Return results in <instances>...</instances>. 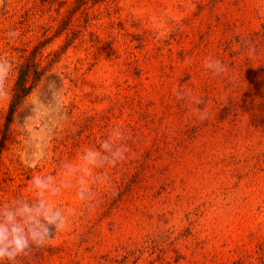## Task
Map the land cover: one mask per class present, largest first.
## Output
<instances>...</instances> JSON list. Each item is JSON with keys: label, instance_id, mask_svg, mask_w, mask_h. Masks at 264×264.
<instances>
[{"label": "rangeland", "instance_id": "obj_1", "mask_svg": "<svg viewBox=\"0 0 264 264\" xmlns=\"http://www.w3.org/2000/svg\"><path fill=\"white\" fill-rule=\"evenodd\" d=\"M0 59V207L52 176L68 217L29 264H264V0H2ZM117 130L126 158L85 175Z\"/></svg>", "mask_w": 264, "mask_h": 264}, {"label": "clouds", "instance_id": "obj_2", "mask_svg": "<svg viewBox=\"0 0 264 264\" xmlns=\"http://www.w3.org/2000/svg\"><path fill=\"white\" fill-rule=\"evenodd\" d=\"M2 3V0H0ZM14 38L18 33H9ZM247 43V41H245ZM10 63L0 59V100L7 97L5 83L10 71ZM206 67L215 74L225 71V66L220 61H206ZM203 118V117H201ZM115 139H106L100 144L99 150L89 149L84 155L86 167L85 175H91L93 168L115 167L124 160L127 152L126 143H123L124 133L114 131ZM43 155L33 156L25 161L29 168H36ZM52 176L46 179L41 176L32 178V188L36 192V199L28 201L18 197L9 205L0 207V264H19L21 257H28L34 248L47 246L55 235L68 226V217L59 206L51 203V197L57 196L61 188H51L49 183ZM78 196L81 201L91 199V191L87 182L80 178Z\"/></svg>", "mask_w": 264, "mask_h": 264}, {"label": "trees", "instance_id": "obj_3", "mask_svg": "<svg viewBox=\"0 0 264 264\" xmlns=\"http://www.w3.org/2000/svg\"><path fill=\"white\" fill-rule=\"evenodd\" d=\"M37 65L36 57L33 56V54L26 56L24 61L19 63L18 76L13 87V94L10 102V115L15 112L24 98L31 93L39 80V70ZM28 258L29 256L18 258L19 264H29ZM5 264H7V262H5Z\"/></svg>", "mask_w": 264, "mask_h": 264}]
</instances>
